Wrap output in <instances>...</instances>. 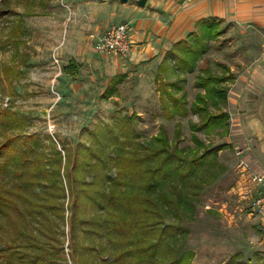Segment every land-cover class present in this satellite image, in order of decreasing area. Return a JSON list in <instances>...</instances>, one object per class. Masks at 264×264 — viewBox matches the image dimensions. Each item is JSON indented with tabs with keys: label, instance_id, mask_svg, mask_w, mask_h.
<instances>
[{
	"label": "rangeland",
	"instance_id": "obj_1",
	"mask_svg": "<svg viewBox=\"0 0 264 264\" xmlns=\"http://www.w3.org/2000/svg\"><path fill=\"white\" fill-rule=\"evenodd\" d=\"M148 1L149 5L153 4L150 10L158 12V19L168 15L169 21L183 24L188 15L187 6L197 0ZM200 1L212 5L215 2L223 6L224 14H231V0ZM248 4L249 11L242 14L245 17L223 19L226 34L220 39L222 44L208 40L211 48L201 61V64L205 60L228 64L236 74L235 82L229 84L226 109L230 114L229 131L224 133L223 126H218L211 133L204 130L194 133L191 126L199 121L196 115L190 113L186 118L174 120L161 115L154 76L165 39L153 36L134 43L131 36L130 53L138 44L149 45L150 49L139 47L143 59L130 53L120 56L102 52L98 48L99 38L110 27L122 22L130 26L126 15L131 11L124 7L138 8L136 0L125 3L121 0H0V10L4 11L0 18V38L18 42L13 45L10 41L0 50V108L12 106L15 112L28 118L27 132H35L43 139L51 136L62 149L59 142L75 146L80 140H89L84 129L96 130L101 124L116 130L131 118V130L144 145L150 144L160 126L167 129L172 140L177 122L182 124L179 146L186 150L187 156L203 151L194 152L193 135L207 146L228 145L219 152V161L227 170L204 190L199 202H195L194 214L182 209L178 210V218L166 216V223L181 225L187 232L167 241L174 253L169 259L162 258L165 263L179 257L184 258L181 264L264 261V227L251 212L260 191L259 184L251 179L252 171L264 173V23L257 19L261 16L254 4ZM17 21L24 32L10 36L18 26ZM151 49L152 57L148 53ZM71 59L79 67L76 76L67 72ZM9 67L21 70V77L11 81L14 89H9V80H5ZM196 72L186 75L184 87L189 101L202 91L193 85ZM116 74H124L125 80L116 85L114 92L106 94ZM9 76L12 79L13 75ZM253 118L259 123L260 131L249 126ZM240 150L242 153L238 155ZM67 244L63 255L66 264H78L79 256L71 260Z\"/></svg>",
	"mask_w": 264,
	"mask_h": 264
},
{
	"label": "trees",
	"instance_id": "obj_2",
	"mask_svg": "<svg viewBox=\"0 0 264 264\" xmlns=\"http://www.w3.org/2000/svg\"><path fill=\"white\" fill-rule=\"evenodd\" d=\"M223 21L199 20L196 31L164 53L154 76L161 115L166 120L196 115L194 133H211L218 126L229 131V84L236 74L225 63L201 64L211 48L208 40L222 44ZM18 22L10 36L24 32ZM10 41L18 44L0 38V50ZM6 71L5 80L14 89L11 81L21 77V70ZM67 72H79L73 59ZM195 72L193 85L203 92L189 101L184 84L186 75ZM124 80V74L113 76L105 93ZM131 121L127 118L116 130L101 124L96 130L84 129L89 140L75 146L59 142V149L51 136L27 132L28 118L12 106L0 108V264H66V243L70 259L79 256L78 264L182 263L180 257L162 260L174 253L167 241L187 232L166 223V216L178 218L182 209L194 214L195 202L227 170L219 152L228 145L207 146L193 135L194 152L203 151L187 156L179 146L181 122L175 124L172 140L160 126L144 145L132 132Z\"/></svg>",
	"mask_w": 264,
	"mask_h": 264
},
{
	"label": "crops",
	"instance_id": "obj_3",
	"mask_svg": "<svg viewBox=\"0 0 264 264\" xmlns=\"http://www.w3.org/2000/svg\"><path fill=\"white\" fill-rule=\"evenodd\" d=\"M148 1V0H147ZM232 3L230 4V11L231 14H224L223 6H218L217 3L210 4V2L206 1H193L189 3L187 6L188 15L183 20L185 21L183 24H181L179 21H169L168 15H165V18H157L156 11H151L150 9L153 7L152 5H149V2L147 3V6L143 9L140 6L137 8H132L125 6V10H130V14L126 15V20L130 22V30L131 34L134 37V43H138L140 40L145 39H153V36H161L160 40H166L164 44V48L160 52V55L158 56L159 63L162 60L164 53L172 46L173 43L185 38L193 31H196L198 28L196 26V23L203 19L208 17H217L220 19H226L227 21L231 19L232 20H238L244 15V12L249 11V4L253 3L258 15L261 17H258L260 22L264 23V18H262V15H264V0H231ZM122 2V1H121ZM137 2V0H136ZM161 7V6H160ZM168 7V4H166V8ZM138 9V10H136ZM226 12V11H225ZM167 17V18H166ZM175 36H180L178 39L174 40L173 38ZM163 38V39H162ZM168 39V40H167ZM149 47V45L147 44ZM146 45L138 44L137 46H134L133 50L130 54H133V57H139L140 59H143V54L141 55L139 53V47L147 49ZM150 49V48H148ZM159 49V48H158ZM153 49L149 51V55H153ZM152 57V56H151ZM232 69V68H231ZM233 71V70H232ZM117 75V74H116ZM115 76V75H114ZM237 78V77H236ZM235 82V81H234ZM230 99V98H229ZM249 126L251 128H254L257 131H260V125L256 121L255 118L250 119ZM256 132V131H255ZM259 135L260 132H259ZM264 171V170H263ZM252 174H258V175H264L261 171H252Z\"/></svg>",
	"mask_w": 264,
	"mask_h": 264
},
{
	"label": "built area",
	"instance_id": "obj_4",
	"mask_svg": "<svg viewBox=\"0 0 264 264\" xmlns=\"http://www.w3.org/2000/svg\"><path fill=\"white\" fill-rule=\"evenodd\" d=\"M131 30L126 22L118 23L110 27L103 36L99 38L98 48L102 52L116 53L120 56H128L131 50ZM58 63V60L55 59ZM242 151H238L240 155ZM252 181L259 184L260 191L252 205V215L258 220L260 226L264 227V175L253 174Z\"/></svg>",
	"mask_w": 264,
	"mask_h": 264
},
{
	"label": "water",
	"instance_id": "obj_5",
	"mask_svg": "<svg viewBox=\"0 0 264 264\" xmlns=\"http://www.w3.org/2000/svg\"><path fill=\"white\" fill-rule=\"evenodd\" d=\"M123 3L127 2L128 0H121ZM147 3V0H137V4L140 6V7H144Z\"/></svg>",
	"mask_w": 264,
	"mask_h": 264
}]
</instances>
